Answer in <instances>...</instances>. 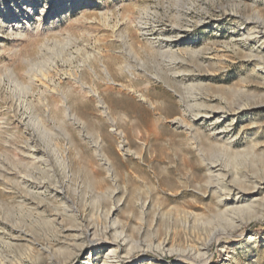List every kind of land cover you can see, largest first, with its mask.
I'll list each match as a JSON object with an SVG mask.
<instances>
[{"label": "rangeland", "instance_id": "374dc122", "mask_svg": "<svg viewBox=\"0 0 264 264\" xmlns=\"http://www.w3.org/2000/svg\"><path fill=\"white\" fill-rule=\"evenodd\" d=\"M263 30L264 0H0V264H264Z\"/></svg>", "mask_w": 264, "mask_h": 264}, {"label": "bare ground", "instance_id": "6f19581e", "mask_svg": "<svg viewBox=\"0 0 264 264\" xmlns=\"http://www.w3.org/2000/svg\"><path fill=\"white\" fill-rule=\"evenodd\" d=\"M249 21H250V20H249ZM256 22H258V20H256L255 23H256ZM255 23H253V24L255 25ZM255 27L258 28L257 26H255ZM255 27H254V28H255ZM11 29H12V28H11ZM263 31H264V30H263ZM256 32H259V30H256ZM12 33H17V34H18V32H14V31H13ZM246 33H247V32H246ZM249 34H251V33H249ZM116 69H117V68H115L114 65H112V63H108V64H107V70H108V72H109L110 74H111V73L114 74V72H116ZM109 70H110L111 72H110ZM116 73H117V72H116ZM110 74H109V75H110ZM239 107H240V106H239ZM231 140H232V139H231ZM234 200H235V199H234ZM235 201H236V200H235ZM119 246H120V245L112 246V247L109 249V251L117 252V251H118L117 249H118ZM110 255H111V254H110ZM108 256H109V255H108ZM105 257H106V256H105ZM115 258H116V257H115ZM112 259H113V258H112ZM109 260H110V259H109ZM113 261H114V260H113ZM115 262H116V261H115ZM109 263L111 264V262H109Z\"/></svg>", "mask_w": 264, "mask_h": 264}]
</instances>
